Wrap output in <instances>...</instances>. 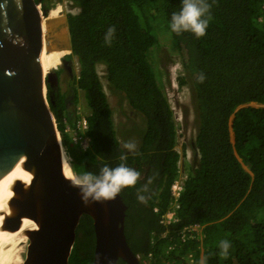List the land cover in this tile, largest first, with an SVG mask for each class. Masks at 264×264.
<instances>
[{"label": "trees", "instance_id": "1", "mask_svg": "<svg viewBox=\"0 0 264 264\" xmlns=\"http://www.w3.org/2000/svg\"><path fill=\"white\" fill-rule=\"evenodd\" d=\"M70 1L80 8L69 12L67 20L72 54L79 62L76 83L90 107L89 149L73 146L65 130L67 113L61 89L48 84V100L75 174H98L104 165L116 167L122 162L141 173L136 186L120 194L127 205L128 244L142 257L151 253L150 264H200V243L182 242L178 234L184 225L195 222L204 225V264H264V106L245 105L264 104V0H208L212 18L200 38L171 30V16L180 11L182 0ZM153 8L160 14L149 15ZM159 19L171 31L190 77L199 119L195 144L200 158L185 181L178 220L167 225L160 219L171 199L180 154L175 148L172 107L148 59L158 41ZM113 26L116 31L109 45L105 34ZM98 64L105 65L110 89L123 95L145 119L135 154L125 151L117 136ZM200 74L205 77L203 82L198 81ZM185 82L180 76V83ZM121 155H127V160L121 161ZM145 184L148 191L141 194L146 202L141 203L138 190ZM93 223L91 215L81 216L69 264H91ZM222 240L231 245L226 257L220 249ZM191 252L195 262H189ZM117 264L128 263L119 258Z\"/></svg>", "mask_w": 264, "mask_h": 264}, {"label": "water", "instance_id": "2", "mask_svg": "<svg viewBox=\"0 0 264 264\" xmlns=\"http://www.w3.org/2000/svg\"><path fill=\"white\" fill-rule=\"evenodd\" d=\"M43 19L35 0H0V264L10 229H17L36 204L39 225L29 230L24 264H69L83 214L91 215L94 222L91 264H117L119 258L142 264L125 235L127 205L122 195L84 203L73 185L76 175L64 159L47 96L53 73L44 76ZM67 44L72 50L71 38ZM66 166L72 176L66 174ZM6 180L14 193L10 199Z\"/></svg>", "mask_w": 264, "mask_h": 264}, {"label": "rangeland", "instance_id": "3", "mask_svg": "<svg viewBox=\"0 0 264 264\" xmlns=\"http://www.w3.org/2000/svg\"><path fill=\"white\" fill-rule=\"evenodd\" d=\"M56 4H60L63 6V20L66 18V21L68 19L67 16L69 12L76 13L80 9L78 6L73 5L70 0H56V3L54 5ZM149 12V15L160 14L159 12H157V10H155V8L151 9ZM57 21L58 20L55 19L50 22L52 28L54 26H59V23ZM153 23L156 22L154 21ZM159 23L161 25L157 24L158 41L150 48L148 59L153 65L154 73L159 85L164 89L165 94L171 104V107L173 108V115L177 128L176 148L180 152L178 177H185L186 175L192 173L193 168L199 161V151L195 144V138L199 126L197 106L195 98H193V86L190 77L186 75L183 69L180 54L175 43L173 42L171 31L163 26L164 23L162 20L159 19ZM62 29L63 31H61ZM53 31L55 30L52 29L50 35H47L48 39H54L55 37H57L55 36L57 33H59V36H61L60 42L53 45H55L56 47H69L67 44L68 41L66 39V36H64V25L61 29H59V32L53 33ZM4 52L9 53L7 50H4ZM72 59L74 62V69L77 75L79 73L78 58L77 56L73 55ZM97 68L101 80L103 82L109 104L112 109V116L117 136L119 137L122 145L126 141H135L138 148L146 127L144 117L128 105V102L123 95L120 96V94L115 93L110 89L106 78L105 65L98 64ZM180 76L185 78V83H180ZM61 89V91L65 94L67 89L64 84L61 85ZM65 104L67 110L71 111L74 114L77 123L84 116H87L90 112V108L84 90H76V93L74 94L73 98H69L68 101L65 102ZM252 104L253 106H259L256 103ZM69 119L71 120L72 118ZM232 120L233 114L230 118V127L232 125ZM66 124H69L68 120H66ZM232 134L233 131L230 129L231 139H233ZM70 136L73 146L79 148L81 151H84L81 145L73 139V133ZM125 151L127 150L125 149ZM65 153L67 156L66 159H69L70 157L68 155V152H66V149ZM242 165L245 167L246 170L249 171L248 167L243 162ZM73 173L75 174L74 171ZM202 239L203 232L202 235L195 240L199 242ZM29 244L30 236L23 247L24 258L26 257Z\"/></svg>", "mask_w": 264, "mask_h": 264}, {"label": "clouds", "instance_id": "4", "mask_svg": "<svg viewBox=\"0 0 264 264\" xmlns=\"http://www.w3.org/2000/svg\"><path fill=\"white\" fill-rule=\"evenodd\" d=\"M211 7H212V5L210 3H208V0H182V7H181L180 11L177 13H173L171 16V24H170L171 30L173 32H175L176 34H181L183 32H191L197 38L205 36L207 28L209 26V22L212 18L211 17V11H210ZM115 31H116L115 26L110 27L107 30V33L105 34V42L107 44H109V45L111 44L112 39H113L114 34H115ZM69 51H70L69 54L71 56H73L72 50H69ZM72 63L74 65L73 59H72ZM78 74L76 75V72H75L76 82H77ZM204 79H205L204 75L200 74V76L198 77V81L203 82ZM102 84H103V82H102ZM103 89H104V85H103ZM46 90H47V96H48V84H47ZM76 90H83V89L79 88L77 86V83H76ZM104 91H105V89H104ZM105 93H106V91H105ZM252 103H256V102H250V103H247L245 105L253 106ZM256 104L259 106H264V104H261V103H256ZM245 105H243V106H245ZM172 110H173V108H172ZM65 111L67 113V117L64 118L65 124H66V120H68L69 123H71V124L73 122H75L76 118L71 111L67 110L66 104H65ZM87 116H84L83 118H86V120H87ZM69 118H72V119L70 120ZM233 118H234V114H233ZM87 123H88V121H87ZM232 123H233V120H232ZM176 130H177V128H176ZM231 130L233 131V129H231ZM197 131H198V129H197ZM58 132H59V130H58ZM59 134H60V132H59ZM86 135L89 138V147L87 148V149H89L91 147V143H90L91 138L88 135V128L83 132V136H86ZM232 135H233V139H231V141L234 143V133ZM122 146L128 152H131L133 154H135L136 149H137V144L135 141H126L123 143ZM175 148H176V146H175ZM63 149H64V147H63ZM87 149H84V150H87ZM64 151H65V149H64ZM179 154H180V152H179ZM199 158H200V152H199ZM70 159H71V157L68 159L69 162H70ZM120 159H121V161H126L127 155H121ZM238 159L240 160L241 157L238 156ZM240 162L242 164V162H243L242 159L240 160ZM178 164H179V162H178ZM178 172H179V169H178ZM249 172H250V170H249ZM189 176H190V174L186 175L185 177H181V176L178 177V175H177V177L173 181L172 185L176 181L181 183L182 184V190H181V193L178 196V198H176L173 194L172 185H171V199H170V202H169L167 209L164 211V213L161 216L160 221L162 223H163V221H162L163 215L165 213H167L169 209L175 208L176 209V216L178 217V210L181 207V202H180L181 194L184 191L185 181L188 179ZM140 177H141V173L139 171H137L135 168L127 166L126 163L122 162V163L118 164L116 167H109L108 165H104L103 167L100 168L98 174H95V173L89 171V172L83 173L77 177H74L73 178V185L80 190L81 199L84 203L103 202V201L115 199L117 197V195H119L121 193V191L125 188L135 187L138 180L140 179ZM151 182H152V180H151V178H149L148 184H150ZM148 184H145L142 189L138 190L137 199L141 203L146 202L145 195H143L141 193L148 191ZM176 204H179V206L175 207ZM155 208H157V210H155ZM154 210L159 211V207L155 206ZM195 223H198V222H195ZM190 224H192V223H190ZM198 224L201 225L202 231H203L204 225L201 223H198ZM184 226H186V225H184ZM187 241H189V240H187ZM187 241H185V242H187ZM199 243H200V249H201L200 264H204L203 255H202L203 254V244H202L203 239L201 241H199ZM230 247H231V245H230L229 241L222 240L220 242V249L222 251V254L225 257L228 255V250ZM191 253H193V252H191ZM136 255L138 257V255H140V254H136ZM193 255H194V253H193ZM143 258L144 257H142V256H141V259L139 258L141 263H142ZM194 262H195V259H194Z\"/></svg>", "mask_w": 264, "mask_h": 264}, {"label": "bare ground", "instance_id": "5", "mask_svg": "<svg viewBox=\"0 0 264 264\" xmlns=\"http://www.w3.org/2000/svg\"><path fill=\"white\" fill-rule=\"evenodd\" d=\"M62 12H63L62 5L60 4L53 5L51 6L49 15H47L48 17L46 16V18L42 20V30L44 32L45 41H46V49L42 57L44 76L54 68H57V66L61 64L62 57L70 53V51L68 50V48H66V46L56 47L55 45H53L60 42L61 36H59V33L55 35L57 37H55L54 40H49L47 38V35L50 34L52 29L55 30L53 31V33L59 32V29H61L63 25L65 31L64 36H66L67 41L70 38V34L68 30V21H66V18L64 19L65 21L63 20ZM55 19L58 20L57 22L59 23V26L57 27L54 26L52 28L50 22ZM61 31H63V29ZM64 159L66 160V158ZM65 172L70 176L73 175L69 166H66ZM15 176L16 174L11 175V177H15ZM5 186L8 197L10 199L14 194L11 189L10 180L5 181ZM39 214L40 211L38 210V206L36 204V206H34V208L29 212V214L22 219V222L17 229H10L9 240H8L7 250L3 264H24L25 258L23 257V252H24L23 247L24 244L29 239V230L35 229L39 225Z\"/></svg>", "mask_w": 264, "mask_h": 264}, {"label": "built area", "instance_id": "6", "mask_svg": "<svg viewBox=\"0 0 264 264\" xmlns=\"http://www.w3.org/2000/svg\"><path fill=\"white\" fill-rule=\"evenodd\" d=\"M88 128V123L86 118H82L81 120H79V122L77 123V120L75 122H73L72 124H66V128L65 130L71 135L73 133V139L78 142L81 147H83L84 149H87L89 147V138L88 136H83V132ZM86 146V147H85ZM182 190V184L179 183L178 181H176L173 185H172V191L173 194L176 198H178V196L180 195ZM179 204H176L175 207H178ZM155 210H157V208H155ZM178 219V217L176 216V209H169L167 213H165L163 215V223L165 224H170L172 222H175ZM178 234L180 236V240L182 242H185L187 240H195L198 237L201 236L202 234V227L200 224L198 223H192V224H188L186 226H184L183 228H181L178 231ZM172 246H170L169 249H171ZM152 256L151 253H149L146 257H144L142 259V263L143 264H150V257ZM138 257L141 259V256L138 255ZM188 259L189 262H194V256L193 253H189L188 254Z\"/></svg>", "mask_w": 264, "mask_h": 264}, {"label": "flooded vegetation", "instance_id": "7", "mask_svg": "<svg viewBox=\"0 0 264 264\" xmlns=\"http://www.w3.org/2000/svg\"><path fill=\"white\" fill-rule=\"evenodd\" d=\"M35 2L38 4V7L40 8L42 18L44 16H45L44 18H46V16L49 15L51 6H53L56 3V0H35ZM63 57H64L63 58L64 61L61 60V64L57 66V68L52 70L53 74L50 80L52 81V84L50 83V85L56 86L60 89L62 84L66 86L67 90L64 94V103H65L66 101H68L69 98H73L74 94L76 93V78H75L74 65L72 63V56L68 53Z\"/></svg>", "mask_w": 264, "mask_h": 264}]
</instances>
